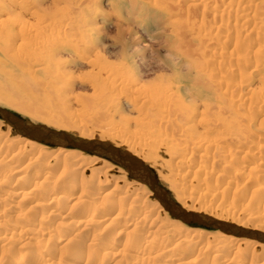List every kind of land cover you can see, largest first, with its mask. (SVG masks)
I'll use <instances>...</instances> for the list:
<instances>
[{
  "label": "rangeland",
  "instance_id": "1",
  "mask_svg": "<svg viewBox=\"0 0 264 264\" xmlns=\"http://www.w3.org/2000/svg\"><path fill=\"white\" fill-rule=\"evenodd\" d=\"M50 1L52 0H21V14L26 17V12L30 13L31 8L35 9L36 6L45 5ZM153 1H155V4ZM209 1V6L207 4V7H204L205 0H91L92 3L90 0H76L77 4H73L74 9L71 11L73 13L69 11L63 13V17L55 19V22H57L55 25L67 20V25L71 29L74 28L73 31L77 30L75 35H81L89 42L86 45H79L78 52L73 47H69L67 48L68 50H65L66 53L63 54L65 58L71 55L74 58L76 57V62L71 64L73 72L80 71L75 73V75H79H76L75 94L87 95L92 94L93 91L91 89L95 84L91 83L94 82L92 76L83 77L90 67L87 68L81 63H84L85 60L83 58L85 56L92 55V47L94 45L99 46L98 43L100 41L110 44V51L112 50L114 55L107 56L109 59L107 58L106 61L112 64L113 68L119 65L118 76L120 80L130 83L131 79H134L133 76L139 78L142 72V74L146 73V77L147 75L150 76L145 79L146 83H148L161 74L159 68L164 70L163 74L169 75L172 73L167 70L172 65L163 61V56L172 45V19L175 15H183L184 18L186 16L190 17L191 21L194 22V24H188L187 29V33L190 34L189 36L194 44H199L200 37L196 36L202 35L203 31L206 30L200 25L202 24V19L208 25L213 24L212 26L222 28V34L224 35L216 36L214 33L216 34L217 32L214 31L204 37L205 39L211 37L210 42L214 43V48L212 44H210L211 49L210 45L206 47V43H209V40H206L205 49L208 46L209 48L207 49L205 60H202V62L209 67V70L218 71L220 80L245 85L246 89L242 92V103L240 102L237 110L233 107L237 111L238 114H236L238 116L242 114L241 124L237 127L238 120H235L236 122H233L231 129L227 128V130H224L223 128L219 130L221 134L225 132L224 134L227 133V136L233 138L242 135L241 152L245 153L238 155L239 157L242 156L240 158L243 161L238 158L239 160L237 159L238 161H234L232 164L233 167L235 166L234 169L236 171L242 170V177L240 178L238 174L234 175L233 171L222 172L224 173L222 175L214 172L220 181L214 177L217 181L213 178L210 179L211 181L213 180L212 184L205 183V180H201L202 176V178H195L196 176L193 178L191 176V172L194 171L191 165L186 166L185 172L182 170L183 174L190 172V178H186L185 181L178 178V182L177 178L173 179L174 177L170 176L168 169L163 166L166 162L171 164L175 161L169 159V155L165 153L166 149L164 146H157L155 148L157 151L152 150V157H156L157 161V167L153 168V171L156 179L159 182L161 181L162 186L169 192L174 201V197H178L185 201L186 205H193L194 209H200L203 213L217 217L223 216L224 219L227 218L228 221H234L233 223L236 225L238 223L239 226L250 224L248 225L249 228L254 227L258 230L261 229L260 231L263 232L264 198H262L263 191L260 188L264 186V124L262 125L264 122V0ZM220 2L226 8L224 13L216 16L210 13L208 16L204 15L205 10H209L213 5L216 3L220 4ZM158 4L160 5L158 6ZM190 4L192 5L190 6ZM173 6L175 9H173ZM28 9L29 11H27ZM65 15L68 17L66 20ZM29 17L27 16V18ZM76 23L80 26L78 27ZM197 24L198 26L200 25L201 30H192V25ZM96 26L101 29L100 41L97 40L98 33L95 32L94 35ZM117 27L130 32L127 36H125L126 34L124 35L128 44L125 53L129 56V59H125V61L122 60L124 58L116 53L121 47L120 43L112 38L116 35V30L118 32ZM150 35L153 37L152 39H149ZM70 44L74 45L73 42ZM233 45H235L236 49L233 48ZM238 46L240 47L239 49ZM88 52L89 54H87ZM185 63L186 60L182 58L178 65L183 66ZM225 68H227L226 71ZM156 70L159 71L158 74ZM186 84L185 81L178 84L181 86L180 92L186 87ZM6 91L8 90L6 89ZM115 94H111L114 103L107 109L108 118L101 120L102 122L95 120V123L93 120L94 124L89 123L90 127L87 126V128L71 132L78 135L80 131L84 130L85 133L95 138L105 137L106 141H114L122 147L131 148L132 146L136 150H141V144L143 143L139 142L140 140H138L137 136L144 130L136 123L138 115L132 110L131 102L126 95H122L121 90H118V94L117 92ZM237 94L234 93L231 97H238ZM34 96L35 98L36 96L38 97V95ZM70 102L71 100L66 105H70L71 113L81 116L83 114L82 107ZM218 104L222 106V103ZM0 107L8 109L19 117L23 116L21 118H26L28 121L44 123L31 115H25L1 103ZM90 115L91 112H84L85 118L94 116L93 112ZM194 120H189V122L195 123ZM104 121L107 123H104ZM108 123H111V125ZM111 127H115L113 128L115 131ZM10 129L11 131L8 132L5 123L4 126H0V264H41L39 260L42 258L48 260L47 264H221L223 260H227L225 250L230 247L231 241H226V243L223 240H217L221 244L218 246L219 244L214 240L213 236L217 237L220 232L190 227L183 223H180L181 226H172L166 220L168 217L171 219L168 214L166 218L160 212L158 214L154 213L157 211L151 204L156 200L154 195L152 194V197L146 200L141 190L131 184L134 181L128 179L127 175L123 171L118 170L112 163L97 158L93 165L87 167V170L82 175H79L77 170L80 172L83 167L79 168V160H74V162L73 160H68L63 155L60 154V156L57 149L52 150L37 145L32 147L24 142L20 144L19 141L22 138L14 134L12 128ZM201 129L199 127L197 131L202 134ZM135 135L137 136L135 137ZM16 146L22 148L21 153L13 151ZM231 149L235 150L233 153L236 152L235 145ZM48 150L49 152L46 153ZM163 152L166 156L162 155L164 154ZM180 153L178 152V155ZM45 154L49 155L45 156ZM82 157L84 160L96 159L95 156L80 152L78 159L81 161ZM63 158L64 160H62ZM250 160L255 162L254 165H252L253 162L251 163ZM237 162L243 164L240 166ZM237 165L238 167H236ZM248 166H251L249 168H257L258 166V170L256 169L252 173L249 169L247 173ZM221 170L224 169L221 168ZM62 171L63 174L61 175ZM44 174L47 175V179L53 182L52 178H55L54 176L58 180L54 183L44 180L43 183L42 176ZM243 174L246 175L245 178ZM103 175L105 179L107 178V184L100 188L98 181ZM233 182H236L237 185H235L236 183L233 184ZM34 183L38 186V190H33L28 195L20 196L21 193H24L21 192L23 191L21 189L24 188V191H27V188L35 185ZM239 184L241 187H239ZM256 184H258L257 188L255 187L257 186ZM83 185L86 188H80ZM236 188L240 191H236ZM240 188L244 189L245 192ZM81 189L86 190V193H83L80 199H77L82 191ZM202 189L204 190L202 191ZM88 190L89 192H87ZM98 190L102 194L106 192H113V194L105 200L91 196V193ZM18 193L17 198L15 195ZM200 194L204 195L201 196ZM210 195L214 197L211 198ZM13 196H15L14 199ZM251 199L254 202H251ZM193 201L195 202L193 203ZM143 212L148 213L147 218H141V221L140 219L137 220L138 215ZM157 215L159 216L157 217ZM102 217H109L111 221L101 222ZM89 218H93V222H89L86 226L81 223ZM135 220L138 223H136L137 225H134ZM181 227H183V231H181ZM184 229L185 231H192L186 233L187 231L185 232ZM190 234H193L194 237ZM262 246L261 244L259 248L254 249L255 251L242 249L241 252L243 253L240 254L241 258H239L240 261L237 264H263L264 246ZM113 247L114 250L112 249ZM244 253L248 254L247 257Z\"/></svg>",
  "mask_w": 264,
  "mask_h": 264
},
{
  "label": "bare ground",
  "instance_id": "2",
  "mask_svg": "<svg viewBox=\"0 0 264 264\" xmlns=\"http://www.w3.org/2000/svg\"><path fill=\"white\" fill-rule=\"evenodd\" d=\"M94 1H97V0H94ZM20 2L21 0H0V103L5 105L6 107L17 110L20 113H23L25 115L26 114L31 115L43 121L44 123H46L44 124V123H38V122L27 120V122H29L30 124L34 126H37V125L42 126L44 129H47V131H54L56 133H59L61 136H66L68 137L70 142L79 141L82 149H79L76 147L51 146L49 144H43L39 142L37 139L31 138L32 136L30 135L26 136L25 134L21 133L20 130L17 129L16 126L13 125V123H8L7 121L0 118V120H2L6 124L7 131L10 132L11 131L10 128H12L14 131L13 133L22 138L20 139L21 141H19L20 144L24 142L25 144L32 146V147L37 145V146H44L52 150L57 149L58 150L57 152L59 153V155L60 154L63 155L68 160H73V162L74 160L75 161L79 160V164L81 165V166L78 165L79 168L83 166L80 169V172L77 170V173H79V175H82L85 172V170H87V167L93 165L94 162H96L97 158H100V159H103V160H106L112 163L113 166L115 165V167L118 168V170L123 171L124 174L127 175L128 179L134 181V182H131V184H134L136 188L141 190L143 197H145L146 200L152 197V194L154 195L157 202L155 200L151 204H153V207L155 208V210L158 211L154 213L158 214L160 212L166 218L168 214L172 220L169 219V217L165 219L169 221V223L172 226H176V227L181 226L180 223H183L190 227L217 231L220 233H218L217 237L213 236L214 240L216 241L223 240L225 242L231 241L230 247L227 248V250H225L227 260L225 261L223 260L221 264H237L239 263L238 261H240L239 258H241L240 254L243 253L241 252L242 249L245 248V249L254 250L256 248H259L261 244L264 246V231L263 232L260 231L261 229L258 230V229H255L254 227L249 228L248 225L250 224H243L242 226H239L237 223L238 221L236 222L237 223L236 225L233 223L234 221L232 222L228 221L227 218L224 219L223 216L217 217V216H212L210 214L203 213L201 212L200 209H197V210L194 209L193 205L192 206L186 205L185 201L179 199L178 197H174L175 198V201H174L171 195L169 194V192L162 186L161 181L159 182L156 179L155 173L153 171V168L157 167L156 165L157 161H156V157L155 158L152 157V154H151L153 153L152 150L153 151L156 150L155 148L157 146H164L166 149L165 153L169 155L168 156L169 159L175 160L171 164L168 162L163 164V166L168 169L167 171L169 172L170 176L174 177L173 179L177 178L178 180V178H180L182 180L184 179L185 181L186 178H190L189 176L190 172H188L187 174H183L182 170H184L185 172L186 166H191V165L194 168L193 169L194 171L191 172V176H193V178L195 176H196L195 178L202 176L203 178L201 177L202 178L201 180L202 181L205 180L204 181L205 183H211L213 180L211 181L210 179H213L214 177H216L217 173H221V175L224 174L222 172H225V171H233L234 175L238 174L240 178L242 177V170L236 171L234 169L235 166L234 167L232 166L234 161H238L239 159H241L240 157L242 156L239 157L238 154L245 153V152L244 153L241 152L242 151V135H238L233 138V137L227 136L226 135L227 133L224 134L225 132L224 133L222 132L221 134L220 133L221 131L219 132V130L223 128L224 130L225 129L227 130V128L231 129L233 122L234 123L236 122L235 120H238L237 127L239 126V124H241L242 114L238 116L237 115L238 113L235 110H237L238 106H240L239 105L240 102L242 103V92L246 89L245 85L236 84L230 81L224 82L220 80V78L218 77L219 72L218 71L214 72V70L212 71V69L209 70V67L205 66L206 64L202 62V60H205L206 52H207V49L209 48L208 46V48L205 49L206 40H209V43L208 44L206 43V47L207 45L212 44L214 48V43L210 42L211 37L207 39H205L204 37L209 33H213L214 31L217 32L216 34L214 33V35L216 36L224 35L222 34L223 32V30H221L222 28H220L219 26H212L213 24L208 25L202 19L201 20L202 24L200 25L206 30L203 31L202 35L196 36V37H200V41L198 40L199 44H194L191 41V37L189 36L190 34L187 33L188 24L190 23L194 24V22L191 21L190 17L186 16V18H184L183 15H178V16L175 15L174 18L172 19L173 20V24H172L173 31L171 32L172 35L170 34L172 37L171 47L173 45L178 46L180 52L183 54V60H186V63L190 64L191 66L190 70H186L185 68L186 63L183 66L176 65V66L168 67L167 70L169 72H172L169 75L163 74L162 72H164V70L162 68H159L160 69L159 71L161 72V74H159L157 77H154L152 82L150 81L146 83L145 79H147L149 75H147L146 77V73L142 74L141 72V74L139 73L140 74L139 78L133 76L134 79H131V82L128 83V82H125L124 80L119 79L120 78L118 76L119 75V70H118L119 65H117L116 68H113L112 64H109L106 61L108 58L107 56L110 57V55L113 54L114 52L112 50L110 51L109 43L100 41V36L102 35L100 34L101 29H99L96 26L97 28L94 31V35H95V32L98 33L97 40L100 41V43H98L99 46L92 45L93 46L91 50L92 55L88 57L84 55L85 57L83 59L85 61L84 63H81L83 66L87 68L90 67L89 70H87V72L84 73L83 77L85 76L93 77L92 80L94 82H91L95 84L93 88L91 89L93 92L91 95L80 94V93L75 94L74 86L76 85V79H77L76 77L77 74L75 75V73L80 72V71L73 72L72 71L73 66H71V64L76 62V57L74 58L71 55L65 58L63 54L66 53L65 50H68L67 48L69 47L71 48L73 47L74 50H77L78 52L79 45H82V44L86 45L89 42L87 41L85 37L81 35H77V34L75 35V31L77 33V30L75 29L73 31L74 28L71 29L70 26L67 25L68 22L66 19L68 17L66 15H65L66 21L60 23L61 25L59 23L58 25H55V23H57L55 22V19L57 17L59 18L63 17L64 15L62 14L65 13L66 11L71 12L74 9L73 4L74 5L77 4L76 0H52L50 2H47L45 5L40 4L38 5V7L36 6L35 8L36 10L31 8L30 13L26 12L27 14L26 17L22 16L21 14V3ZM154 2L155 1H153V3ZM208 3L210 4V1L205 0L204 2L205 5L203 4L204 7H207ZM159 5L160 4H158V6ZM191 5L192 4H190V6ZM29 9L27 11H29ZM173 9H175V7ZM225 9L226 8L224 4H222V2H220V4L216 3L215 5H213V7L209 8V10L208 9L205 10L204 15L208 16L210 13L211 15L216 16V15L224 13ZM27 16H30V17L27 18ZM77 25L78 27L80 26L79 24ZM200 25L199 26L198 24L192 25L193 27L192 30H195V29L197 31L201 30ZM116 29H118V32L116 30V35H114V37L112 38L118 41L121 45V47L119 48V51H117L116 53L119 54L122 58H124L122 60L125 61V59L126 60L129 59V56L125 53L126 46L128 45L126 43L127 40L125 36H127L130 32L127 30H123L122 28H119V27H117ZM71 42L74 43L73 46L70 44ZM233 48H235V45H233ZM239 48L240 47L238 46V49ZM210 49H211V45H210ZM87 54H89V52ZM121 69L123 70V68ZM226 70L227 68H225V71ZM159 71L156 70V73L158 74ZM182 81H185V83H187L188 85L186 84V87H184L185 90L183 88V90H181L180 92L181 86L178 84ZM175 83H177L176 87H175ZM6 89L8 91H6ZM118 90H121L122 95H126L128 97L129 101L131 102L130 106L132 110H134L138 115L136 119V123L140 127L143 128L144 132H146V133L140 132L141 134L139 136L135 135V137L137 136L138 140H140L139 142L143 143L141 144L142 145L141 150H136L135 147H132V146L131 148L122 147L121 145H119L118 143L114 141H106L105 137L95 138L85 133L84 130L80 131L78 135H76L74 132H71L75 130H80L81 128L83 129L87 128V126L90 127L89 123L94 124L95 120L101 121V120H105L106 118H108L109 116H108L107 109L110 107L112 103H114L113 97L111 94H115V92H117L118 94ZM234 93H238L237 94L238 97L237 96L231 97V95H233ZM34 95H38V97L36 96L35 98ZM70 100L72 104H77L78 106L82 107L81 110L83 111V114L81 116H76L74 115L75 113H71L72 109L70 110L69 108L70 105H66L67 102H69ZM218 103H222V106H220V104ZM233 107H235V110L233 109ZM0 109L9 111L8 109L2 108V107H0ZM9 112L12 113L11 111ZM84 112L85 113L91 112V115L93 112L94 116H92L91 118H85ZM213 112H216V113H213ZM15 116L18 118L23 117V116L19 117L17 115ZM81 117H83V119H81ZM21 119L26 120V118H21ZM93 120H94V123H93ZM189 120H194L195 123H190ZM2 121H0V126L2 125L4 126V123ZM106 121H104V123ZM194 121H191V122H194ZM111 123L110 124L108 123V124L111 125ZM263 124L264 122L262 123V125ZM199 127L202 128L201 131L203 135L199 133V131H197ZM113 128L112 130H114ZM118 137H119V134H118ZM53 138L55 139L54 141L58 142V138L56 136L53 135ZM19 142L17 141L18 144ZM88 145H94L96 149H99L102 152H105L106 150L111 151L112 149L126 152L131 157H133L136 161H138L140 165L150 169L155 180H152L151 177H148L146 174L139 173L138 171H134V172L135 174L141 176L139 177V179H137L135 176H131L129 174L128 169L126 170L122 165L115 164L114 162L110 161L106 157H101V156H97V155L89 153L86 148V146L88 147ZM233 145H235L236 147V152L234 153L233 151L235 150L231 149ZM21 150L22 148L20 146H16L13 149L15 153H18ZM48 152L49 150L46 151V153ZM80 152H83V154L86 153L88 155L95 156L96 159L91 158V159L84 160V158L82 157L83 159H81L80 161V159H78L80 157ZM178 152H181L180 155H178ZM165 153L162 155L164 156ZM49 154H45V156ZM62 160H64V158ZM251 163L252 165H254L255 162L251 161ZM237 164L241 166L243 163L241 164L237 162ZM247 164L251 165L249 163ZM108 167L110 168V166ZM236 167H238V165ZM249 167L251 166L247 167L248 168L247 173L249 169L253 173L258 168V166L257 168L256 167L249 168ZM221 168L224 170H221ZM214 172L216 174H214ZM62 174H63V171L61 172V175ZM245 174H243L244 178L246 176ZM54 177L55 178H52V180H54L55 182L58 180V178L56 176ZM47 178H48L47 175L44 174L42 176V182L44 180L51 181L50 179H47ZM217 178L219 179V177H216V179ZM106 179H105V176L103 175L102 178L98 181V185L100 188L107 184ZM216 179L215 181L218 180ZM218 181H220V179ZM52 182L53 181H51V183ZM155 183H157V185H155ZM235 183L233 182V184ZM235 185H237V183ZM256 185L257 186L255 187L257 188L258 184ZM37 187L38 186L35 184L27 188L28 189L27 191H24V188L21 189L23 190L21 192H24V193H21L20 196L28 195L31 191L38 190ZM82 187H84V185L81 186L80 188ZM239 187H241L240 184H239ZM262 187L260 189H262L263 191L262 198H264V186ZM81 190L82 191L80 192L77 199H80V196L83 193H86V190L85 191L83 189ZM203 190L204 189H202V191ZM99 191L100 190L95 191L94 193H91V196L93 195L95 196V198H101L105 200L107 199L108 196L113 194V192H106L102 194ZM236 191H240V190H237L236 188ZM242 191H244V189ZM87 192H89V190ZM165 192H167L169 199L172 200L174 204L177 206V211L176 210L174 211V209H176L175 205H173L170 202L166 203L167 199L164 195L166 194ZM207 194H205V196H207ZM18 195L19 193L16 194L15 196H17L18 198ZM15 196H13V199L15 198ZM212 197L214 196H211V198ZM216 199H217V196H216ZM216 199H213V200H216ZM120 200H124V199H120ZM251 200H252L251 202H254L253 199ZM194 202L195 201H193V203ZM147 214L148 213H144V212L140 213L138 215L137 220L140 219L141 221V218L142 219L147 218L148 216ZM158 216L159 215H157V217ZM101 219H102L101 222L110 220L109 217H106V218L102 217ZM89 222H93V218H89L87 219V221L85 220V222H81V223H83L86 226V224H88ZM136 223L137 221L135 220V224L134 223L133 224L137 225L138 223L137 224ZM181 228H182L181 231H183V227ZM179 231H180V227H179ZM186 231H185L186 233H190L192 230L191 231L186 230ZM190 235H193V234H190ZM210 239L212 240V238ZM220 245L221 244H219L218 246ZM112 249L114 250V247ZM247 255L248 254H246V257ZM254 258L253 260L255 261ZM253 260L251 259V261ZM39 261L41 264L48 263V260L43 259V258L40 259Z\"/></svg>",
  "mask_w": 264,
  "mask_h": 264
},
{
  "label": "water",
  "instance_id": "3",
  "mask_svg": "<svg viewBox=\"0 0 264 264\" xmlns=\"http://www.w3.org/2000/svg\"><path fill=\"white\" fill-rule=\"evenodd\" d=\"M0 118L7 121L8 123H13V125L16 126V128L19 129L21 133L25 134L26 136L30 135L32 136L31 138L37 139L39 142L43 144H49L51 146L76 147V148L82 149L79 141L70 142L68 137L61 136L59 133H56L54 131H47V129H44L42 126H38V125L34 126L30 124L29 122H27V120L18 118L14 114L10 113L9 111L0 109ZM53 135L58 138V142L54 141L55 139L53 138ZM86 148H87V151L91 154L101 156V157H106L107 159L114 162L115 164L122 165L126 170L128 169L129 174L131 176H135L137 179H139V177L141 176L135 174L134 171H138L139 173L146 174L148 177H151L152 180H155L150 169L140 165L138 161H136L133 157H131L126 152H122V151L114 150V149H112L111 151L106 150L105 152H102L99 149H96L94 145H88V147L86 146ZM155 185H157V183H155ZM165 193L166 194L164 195L167 199L166 203L170 202L173 205H175L174 202L169 199L167 192ZM175 210L177 211V206H176V209H174V211Z\"/></svg>",
  "mask_w": 264,
  "mask_h": 264
},
{
  "label": "clouds",
  "instance_id": "4",
  "mask_svg": "<svg viewBox=\"0 0 264 264\" xmlns=\"http://www.w3.org/2000/svg\"><path fill=\"white\" fill-rule=\"evenodd\" d=\"M153 37L150 35L149 39H152ZM183 58V54L180 52L178 46L173 45L164 53L163 61L169 63L172 66H176L180 64L181 60ZM190 64L186 63L185 68L186 70H190Z\"/></svg>",
  "mask_w": 264,
  "mask_h": 264
}]
</instances>
